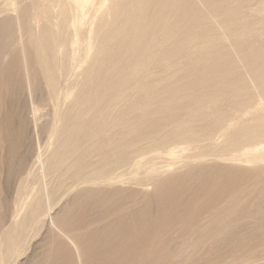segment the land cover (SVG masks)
<instances>
[{
	"label": "rangeland",
	"instance_id": "1",
	"mask_svg": "<svg viewBox=\"0 0 264 264\" xmlns=\"http://www.w3.org/2000/svg\"><path fill=\"white\" fill-rule=\"evenodd\" d=\"M137 6L138 0H0V63L9 64L11 69L9 73L0 71V248L4 251L11 240L15 245H19L21 240L27 238L23 244V254L14 263L7 260L6 264H77L70 247L57 248L56 241L60 242V238L49 223L50 214L54 217L62 210L60 208L67 204L68 210L60 214L59 218L63 220L58 218L59 222L66 230L74 234L96 231L98 235L96 242L98 249L94 248L96 253L103 249L100 248L102 244L107 245L102 238V231L110 223L125 215L128 217L132 215L135 218L138 215L139 219H142V214L136 208L124 212H112L117 206L118 199L99 200V198L89 199L84 196L72 202L79 188L74 186L76 183L70 173L73 169L67 166L68 163L80 160L98 161L100 159L97 156L98 148L102 144H108L114 138L112 136L114 125L120 128L121 123L134 125L140 122V119L134 118V113L137 111L134 107L136 102H140L141 110L150 114L154 112L162 114L165 108L163 102L158 96L146 97V92L152 91L158 95L160 93L158 90H162L176 79L175 77L187 70L192 71L202 51L222 41L226 44L232 43V40L241 35L250 23V18L237 20L232 17L227 26H220L213 32L202 34L193 40V44L184 46H181V43H165L158 35V39L152 45L145 47V52L142 53L145 57L138 62V65L132 64L134 60L128 62L130 63L128 73L116 71L107 73L102 83L101 93L105 97H110L105 98L101 106L100 103H94L85 107L86 113L95 117L94 122L87 129L88 134H81V139L76 145H67L59 150L61 162L57 164L52 157L56 153V148L53 145L50 146L52 129L55 123H58L62 112L69 107L70 100L81 101L86 94L85 89L78 87L76 82L82 77L83 65L89 52L88 46L90 48L92 46L90 53L95 56L101 54L106 46H114V35L136 12ZM108 13L111 17L108 23L110 33L100 38L101 44L96 46L95 42L88 41L89 32L92 29H99ZM35 15L38 16L39 22L33 19ZM58 18L61 33L64 38H67H65L67 45L63 55L71 57V64L69 62L58 75L60 96L51 92L46 78L41 74L39 64L33 57H28L34 91L30 96L27 92L28 81L24 76L21 52L33 49L29 41L30 35L37 37L50 31ZM263 29L264 20L254 29L258 38L261 37ZM19 34H22L21 39ZM77 40L79 44L74 47L73 43ZM4 49H11L6 57L2 56ZM176 49L178 51L172 53ZM162 50L167 53V56L161 55ZM254 90L250 88L249 95H255ZM68 93H71L69 99H67ZM231 100H233L232 95L224 93L219 95L217 100L187 109L178 119V125L168 121L162 129L149 133L146 136L147 139L132 152L122 155V159L118 162L123 165L116 170V173H120L127 179L123 185L131 188L135 195H138L141 189L148 190L149 197L140 202L147 212L154 216L167 206L166 203L170 204L167 202L170 197L169 191L155 193L152 183H135V178H144L152 166L155 174H161L169 167L184 169L187 161L198 164L202 160H207L192 173L193 176L190 174L179 181H174V188L191 182L195 187L189 193H196L211 186L208 180H214L213 176H216L215 180L218 184L227 181L226 173L231 169L226 165V158L252 156L249 145L259 147L257 154H264V149H261L264 147V139L258 140L248 136L242 140L233 141V144L228 141L235 132V128L231 127L235 121L231 115L233 112ZM99 107L104 109L100 115H98ZM80 109L81 102L73 109L74 113L76 114ZM222 115L225 117L222 118ZM243 116L241 122L252 126L257 125V119L261 120L264 114L263 116L256 114ZM77 117L81 125L85 123V119L80 115H71L70 120L75 123ZM216 162L220 163L216 164ZM215 187H218L217 184ZM129 193L126 192L120 196L127 197ZM47 195L53 204L50 214L44 213L48 203ZM24 197L29 207L23 210L19 220L29 225V231L21 225L13 232V210ZM185 197L188 198L189 194ZM33 210L37 212L31 213ZM171 218L169 214L165 220L168 221ZM114 229H111V233L113 232L111 242L116 245L121 236L117 235ZM146 230L153 232L155 228L150 226L146 227ZM159 235L161 236L158 238ZM172 235L176 241V234L162 236L161 233L157 235V238L162 239L167 236L165 239H170ZM132 238L138 239L134 235ZM228 241L227 236L224 239L208 241L204 250L202 249L200 253L198 251L194 257L191 256L188 262L185 261V256L179 258L183 260V264H239L256 255L259 258L264 257V251H261L264 246L250 248L254 250L249 249L244 255L236 251L237 248L227 247ZM174 245L171 243L169 248H174ZM153 248L160 251L163 243H155ZM231 250L236 252L231 253ZM126 251L127 248L114 249V253L118 252V255L125 254ZM51 255L59 256V262L51 258ZM136 263L174 264L175 262L167 259L155 260L145 255Z\"/></svg>",
	"mask_w": 264,
	"mask_h": 264
},
{
	"label": "bare ground",
	"instance_id": "2",
	"mask_svg": "<svg viewBox=\"0 0 264 264\" xmlns=\"http://www.w3.org/2000/svg\"><path fill=\"white\" fill-rule=\"evenodd\" d=\"M60 15L63 16L62 13ZM232 17L237 20L250 18L249 26L242 31L241 35H235L232 43L226 44L223 41L218 43L220 42L218 41V44L198 55L197 64L192 71L187 70L175 77L176 79L162 90H158L160 92L158 95L152 91L146 92V97L158 96L163 102L165 108L162 114L160 112L150 114L141 110L140 102H136L134 107L137 111L134 113V118L137 117L140 122L134 125L121 123L120 128L114 125L112 135L114 138L108 144H102L98 148L97 156L100 157L98 161L80 160L67 165L72 167L73 171L70 173L76 183L74 186L79 188L72 202L84 196L89 199L99 198V200L118 199L117 206L112 212H124L136 208L142 214V219H139L138 215L136 218L125 215L110 223L102 231V238L108 246L102 244L100 248L103 249L96 253L94 248L98 247L97 232L88 231L79 235L66 230L59 222V216L67 212L68 204L60 208L62 210L53 217L50 214L53 204L47 195L48 203L44 213L50 214L51 228L56 230L60 238V242L56 241L57 248L70 247L77 264H137L136 261L145 255L155 260L167 259L174 261V264H183L180 256H185V261L188 262L191 256L194 257L198 251L202 252L208 241L224 239L226 236L229 237L227 247L237 248L236 251L244 255L250 248L264 246V154H257L259 147L248 146L253 154L250 157L226 158V165L231 169L226 173L227 181L218 184L215 180L216 176H213L214 180H208L211 186L206 189L202 187L203 189L196 190V193H189L195 187L190 181L192 185L188 183L178 187L176 184V188L173 186L174 181H179L190 174L193 176L192 173L207 160H202L198 164L187 161L186 168L169 167L161 174H155L153 166L150 167L149 173L144 178H135V183H152L155 193L169 191L170 194L167 199L170 204L166 203L167 206L154 216L140 204L143 199L149 197L148 190L141 189L140 193L135 195L131 188L123 185L127 179L120 173H116V170L123 165L118 162L122 159V155L137 148L147 139L146 136L149 133L162 129L168 121L178 125V119L184 111L195 105L217 100V97L224 93L233 97L231 115L235 121L231 127L235 128V132L228 139L230 144L248 136L258 140L264 139V117L261 120L257 119V125L251 126L241 122L243 115L263 116L264 114V29L259 38L254 32L256 25L264 20V0H138L136 12L114 35V46H106L98 56L91 55L92 46L91 48L88 46L89 52L83 65L84 71L82 77L76 82L78 87L85 89L86 94L81 101L70 100L69 107L62 112L58 123L56 122L53 126L50 146L53 145L56 148V153L52 157L58 164L61 162L59 150L67 145H76L81 139V134H88L86 131L94 122L95 117L86 113L85 107L94 103H100L101 106L104 99L110 97H105L101 93L102 83L107 73H114V71L128 73L130 71L128 62L134 60L132 64L138 65V62L145 57L142 54L145 52V47L152 45L158 39V35L165 43H181V46L193 44V40L202 34L213 32L220 26H227ZM110 18L108 13L99 29L90 30L88 41L95 42L96 46L101 44L100 38L110 33L108 27ZM33 19L39 22L38 16H33ZM21 36L22 34H19V39L22 38ZM65 38L61 33L59 18L54 27L45 34L37 35V37L30 35L29 41L33 49L22 50L20 56L25 71L24 76L28 81L27 92L30 96L34 91L28 57H33L39 64L41 74L46 78L51 92L60 96L58 75L69 62L71 64V57L63 55L67 45L65 42L67 38ZM78 41L73 43L74 47L79 44ZM10 51L11 49H4L2 56H8ZM177 51L176 49L172 53ZM161 55L167 56V53L162 50ZM10 70L9 64L0 63V71L9 73ZM250 88L255 89V95H249ZM70 97L71 93H68L67 99ZM80 102L81 109L75 114L73 109ZM103 111L104 109L99 107L98 115ZM71 115H80L85 119V123L81 125L77 121L78 117L75 123L72 122ZM225 116L222 115V118ZM257 127L261 128L256 129ZM176 136L178 137V134ZM219 163L216 162V164ZM215 184L218 187H215ZM126 192H130V195L120 196ZM186 194H189L188 198L185 197ZM16 206L13 210V232L21 225L29 231V225L19 220L23 210L29 207L27 199L21 198ZM36 212L37 210L31 211V213ZM169 214L172 218L167 221L165 217ZM76 224L78 225V222ZM150 226H154L153 232L146 230V227ZM112 228H115V233L121 236L116 245L111 242ZM161 233L162 236L176 234L177 240L175 241L173 235L170 239H165L167 236L158 239L161 235L158 238L157 235ZM133 235L138 239H133ZM26 240L27 238L21 240L19 245H15L11 240L6 250L3 251L0 248V264H6L7 260L11 263L17 261L23 254V244ZM155 243H163V248L160 251L153 250ZM171 243L175 244L174 248H169ZM115 248H127V251L125 254L118 255V252L114 253ZM261 251H264V248ZM50 257L59 262V256L51 255ZM239 264H264V257L259 258L256 255Z\"/></svg>",
	"mask_w": 264,
	"mask_h": 264
}]
</instances>
